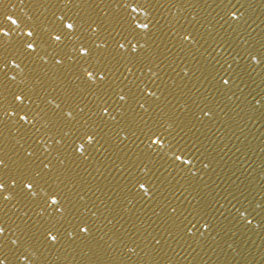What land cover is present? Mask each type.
<instances>
[{
	"label": "water",
	"instance_id": "95a60500",
	"mask_svg": "<svg viewBox=\"0 0 264 264\" xmlns=\"http://www.w3.org/2000/svg\"><path fill=\"white\" fill-rule=\"evenodd\" d=\"M88 3L99 4L100 8L97 12H100L102 17L101 9L111 12V16L103 18L112 35L108 37L107 33L101 30L93 34L91 29H88L86 32L74 34L70 40H65L62 36L64 43L60 45V48L67 55L62 65L53 66L48 53L53 51L55 45L49 41L48 36L50 32L57 34L60 24L59 17L65 14L75 16L77 13L84 16L86 11H91V9L87 8L83 0H73V3L67 7H65V0H2L0 2V15L4 13L13 15V18H18L22 28L35 22L32 38H27L19 29L12 26L15 31L9 37L0 39V79H3L4 72H7L9 77L16 76L15 81H5L11 91L32 87L35 84V78L43 76L45 71L49 77H53L71 68L78 75H83L76 67L75 60L71 58L75 57L73 47H79L83 42H86L89 47H94V42L101 44V48L96 49L95 55L89 58L92 65L96 68H102L104 64L111 66V63H115L112 61V55H115L116 42H124L123 37L126 36L133 44L139 41L137 50L140 51L142 44L143 51L147 54L164 50L165 46L170 49V53L166 52L169 60L159 68L152 66L150 71L148 67H144L143 74L137 72L141 80L145 83L155 80L162 89H166L165 94L171 90L178 91L177 85L183 86L187 83L192 89L190 95L197 104L200 107L207 105L211 109L203 121L192 120L195 125L192 132H187V129L184 132H180L179 129L175 131L169 129L172 135L176 136V140L172 141L173 147L166 146L159 154L147 148L145 137H141L144 143H140L139 140L135 144L128 142L129 146L124 148V152H127L132 159H135L137 154L143 155L145 152L150 154L151 162L146 158L145 163L148 164L151 172L143 165L132 171L138 176H145V173L152 176V173H155V176H152L156 186L155 199L147 197L140 199L134 191L129 193L127 188L131 185L126 179L128 177L126 171L118 172L112 169L109 174V171L102 166L107 163V153H104L103 149L100 152L93 150L86 161H76V165H79L77 171L85 176H87L84 172L85 168L94 176L98 175L95 171L97 168L104 173L97 180L93 181L90 177L89 180L93 186L100 184L104 187L106 195L100 192H95L93 195L92 192H88L82 200L78 197L75 199V216L86 219L92 225V236L89 240L94 238L105 244V247L112 245L115 249L120 244V241L116 239L119 235L131 248L135 246L132 240L139 243L141 247L144 246L146 242L143 241L141 233L145 236L148 232L163 235V251L155 256V259L145 258L141 261L134 253L129 252L127 256L131 259H126L124 264H264V211L257 206L264 205V115H261V111L264 110H261L258 103L252 101L253 96L258 98V94L264 90V66L256 63L259 57L250 59L248 56L250 51L259 50L261 44L264 43V0H88ZM225 4L229 7L235 5L243 15L236 21L230 20L221 12V7ZM106 5L107 8H105ZM218 5L221 7H217ZM132 6H137L135 13H131ZM129 13L133 18V24L147 23L149 25L150 31L146 35L140 30H137L139 35L130 33L125 30L126 25L120 27L116 24V19L121 16L126 17ZM222 15L224 19H221ZM27 30L29 29H25ZM186 30L196 36L198 43L191 41L190 46H188L189 42H184L183 45L180 43L181 35ZM213 37L216 40L223 37L224 41H227L223 47H216L213 55L221 59V62H223L222 58L226 57L232 64V69L238 74L231 90L218 91L204 80L199 71L196 72V76L200 77L199 80L193 78L189 81L187 77L181 79L184 76L181 69L185 67L181 58L186 59L190 67H199L196 62L200 61L201 65L211 69V64L215 61H211L208 52L212 51L210 45L215 47ZM25 39L36 40L39 55L33 54L28 58L19 56L17 49L22 46ZM127 47L125 43V48ZM14 56L21 64L22 72L21 69L3 66L4 58L10 60ZM172 61L175 63L169 67L168 64ZM209 61L211 64L208 63ZM177 72H180V76L176 75ZM191 75L192 73L189 72L188 76ZM76 83L81 84V81L77 80ZM82 87L85 89L84 94L88 102L99 103L96 96L91 94L93 91L98 92V89H90L84 84ZM185 91L187 92V89ZM159 94L158 92L157 95ZM55 95L56 93H52V96ZM8 98L11 99L10 94ZM168 98L172 99L171 96ZM164 102L163 96L160 101L152 97L149 98L145 107H149L150 104L153 107L156 104L163 106ZM36 103L40 104V101L37 100ZM188 103L192 112L200 116L199 108L191 101ZM89 106L91 107L92 103ZM180 111L187 110L181 108ZM116 115L119 118V112ZM3 118V113L0 112V119ZM189 118H191L190 115ZM44 122L41 120L37 126L40 127ZM149 125H152V121H149ZM105 131L108 130L105 129ZM186 132L187 135H185ZM44 139L47 140L46 146L51 148L55 145V140H59L60 137L55 136V139L45 137ZM66 139L71 142V134ZM168 139L171 140V137L169 136ZM20 143L28 147L24 140ZM76 143L79 145L80 141L77 140ZM43 147L41 146L40 150H43ZM197 149H199L198 152ZM181 150L185 152L183 157L185 159L189 158L188 153L194 154L190 164L183 168L178 167L180 161H176V155H180ZM196 156L200 159L197 160ZM201 161L207 163L208 167L204 168ZM189 167L192 168L191 173L188 172ZM47 191L50 189L45 185V191H40L35 200L42 202L47 199ZM76 191L78 189H73V195ZM117 193H119V198H117ZM109 196L112 197L111 200L108 199ZM193 196L196 199H193ZM165 198L182 211L196 206L204 213V219L208 220L210 227L206 230L202 229L195 237L181 238L183 234L179 233V229L175 228L171 221L165 224L161 219L163 214L160 204L165 202ZM101 199L108 205L116 207L119 215L115 219L105 210V205L100 202ZM93 201L99 207V211L93 206ZM113 201L116 202L115 205ZM188 201H191V205ZM14 204L15 202L8 204L6 209L0 211V223L7 222L8 226L13 229L21 222L19 219L21 213L17 211L18 206L14 207ZM241 205L247 207L248 211L245 212ZM0 208L4 206L0 205ZM237 208H240L239 213L236 211ZM101 213L109 216L112 224H107ZM29 215L31 216L29 224L34 232H42L44 228L55 224L63 234L60 245L50 249L41 247L35 253L32 264H89V261L81 256L75 259L72 256L64 258L67 255V243L70 241L69 233L72 232L73 225L77 222L74 217L65 218L64 214L55 213L51 208L44 211L37 204H33ZM68 220H72V225L68 223ZM249 220L251 223H248ZM165 228H170L173 235L169 236L164 231ZM129 236L131 240L128 239ZM101 237L103 240L100 239ZM84 250L87 251V248ZM137 251L140 249L138 248ZM140 255L143 256V252ZM23 264H30V262L24 260Z\"/></svg>",
	"mask_w": 264,
	"mask_h": 264
},
{
	"label": "snow or ice",
	"instance_id": "6c2138e0",
	"mask_svg": "<svg viewBox=\"0 0 264 264\" xmlns=\"http://www.w3.org/2000/svg\"><path fill=\"white\" fill-rule=\"evenodd\" d=\"M72 3L73 0H65V7ZM83 3L91 11H86L84 16L77 13L75 16L65 14L59 17L60 24L57 34L49 33L48 39L55 45L53 51L48 53L53 66L62 65L67 55L60 48V45L64 43L62 36L65 40H70L74 34L82 31L86 32L88 29H91L93 34L97 33V30H101L107 33L108 37L112 35L108 31L103 18L111 16V12L101 9L103 12L102 17L100 12H97V9L100 8L99 4H89L88 0H83ZM107 7L106 5L105 8ZM217 7L221 6L218 5ZM136 11L137 6H132L131 13ZM221 12L232 21L238 20L243 15L235 5L229 7L225 4L221 7ZM131 13L126 17L121 16L116 19V24L120 27L126 25L125 30L130 33L139 35L140 33L137 30H140L146 35L150 31L149 25L147 23L133 24ZM221 19H224L223 15ZM12 26L19 29L27 38L33 37L35 22L22 28L18 18H13V15L4 13L0 15V39L9 37L15 31ZM25 29L29 30L25 31ZM123 39L124 42H116L115 55H112V61L115 63L110 62L111 66L104 64L102 68H96L89 60L90 57L95 55V50L101 48V44L94 42V47H89L86 42H83L79 47H73L72 51L75 53V57L71 58L75 60L76 67L83 75H78L71 68L67 72H61L58 76L53 77H49L45 71L43 76L35 78V84L32 87L11 91L5 81H15L16 76L9 77L7 72L3 73V79H0V112L3 113L4 117L0 119V205H3L4 208H0V211L6 209L8 204L15 202L14 207L18 206L17 211L21 213L19 217L21 222L16 224L15 229L9 227L7 222L0 223V264H23L24 260H28L32 264L35 253L41 247L50 249L62 243L61 237L63 234L55 224L44 228L39 233L32 230V226L29 224L31 219L29 210L33 204H37L44 211L51 208L53 212L64 214L65 218L74 217L77 221L73 225L72 232L69 233L70 241L67 243L65 259L68 256H72L73 259L81 256L86 258L89 264H124L126 259H131L127 256L129 252L134 253L138 259L143 261L145 258L155 259V256L163 251V235L161 233L148 232L146 236L141 233L143 241L146 242L143 247L132 240L135 246L130 248L128 243L119 235L116 239L120 241V244L115 249L112 248V245L105 247V244L94 238L89 240V237L92 236V225L86 219L75 216L74 211L77 197L82 200L88 192H92L93 195H95V192H100L102 195L107 194L104 187L100 184L93 186L89 180V177L93 181L97 180L104 173L97 168L95 171L98 175L94 176L92 172L85 168L84 172L87 173V176H85L77 171L79 167V165H76L77 160L86 161L93 150L100 152L103 149L104 153H107V163L102 166L106 171H109V174H111L112 169L118 172L121 170L126 171L128 173L126 179H128V184L131 185L127 188L129 193L134 191L140 199L146 197L155 199L156 186L152 179L155 173H152V176H148L147 173H145V176H138L132 171L134 168H140L141 165L148 169L145 159L147 158L151 162L150 154L146 152L143 155L137 154L136 158L132 159L127 152H124V148L129 146L128 142L135 144L139 140L140 143H144L141 137H145L147 148L153 149L159 154L166 146L173 147L172 141L176 140V136L172 135V131L179 129L180 132H184L187 129V132H192L195 127L192 120L203 121L211 111L207 105L200 107L197 104L193 96L190 95L192 89L188 87L187 83L183 86L177 85L178 91L171 90L165 94L166 89H162L161 85L157 84L155 80H152L151 83H145L137 75V72L143 74L144 67H148L151 71L152 66L159 68L165 61H168L169 55L166 52L170 53V49L167 46L164 50L147 54L143 51L144 46L142 44L140 45V51L137 50L139 41L133 44L126 36ZM213 40L215 47L210 45L212 51L208 52L211 61H215L214 64H211V61L208 62L211 64V69L201 65L200 61L196 62L199 67H190L189 62L181 58L185 64V67L181 69V72L184 73L181 79L187 77L189 81L193 78L199 80L200 77L196 76V72L199 71L204 80L218 91L222 89L231 90L235 85L238 74L232 69V64L226 57L222 58L223 62H221V59L213 55L216 47H223L227 41H224L223 37H220L219 40L213 37ZM191 41H196V36L186 30L181 35L180 43L183 45L184 42H189L188 46H190ZM196 42L198 43V41ZM125 43L128 45L127 48H125ZM56 49L60 50L57 51ZM121 49L124 51L121 52ZM205 51L208 50L205 49ZM17 52L19 56L25 58L32 57L33 54L39 55L36 40L25 39ZM201 55L203 56V53ZM248 56L250 59L259 57L256 63L264 66V43L261 44L259 50L250 51ZM195 59V56H193V60ZM172 63H175V61L169 63L168 66L171 67ZM3 66L21 69V64L17 62L15 56L10 60L4 58ZM22 71L23 69H21ZM173 71H175V68H173ZM189 72L192 73L191 76H188ZM205 72H207V75H205ZM153 75H156V73H153ZM176 75L180 76V72H177ZM129 77H132V79H129ZM77 80H80L81 84L76 83ZM82 84L88 85L90 89L99 90L98 92H91L92 95L96 96L99 103L87 101ZM193 87H195L194 84ZM185 89H187V92ZM158 92L159 95H157ZM52 93H56V95L52 96ZM9 94L11 99L8 98ZM161 96L164 97L165 101L163 106L156 104L153 107L150 104L149 107H145L149 98L154 97L156 101H160ZM169 96L172 99H169ZM37 100L40 101V104L36 103ZM189 101L199 108L200 116H196L192 112ZM252 101L258 103L261 110H264V90L258 94V98L253 96ZM252 101H249V103H252ZM90 103H92L91 107L89 106ZM253 107H255V104H253ZM181 108L187 111H180ZM117 112H119V118L116 115ZM189 115L191 118H189ZM261 115H264V111H261ZM41 120L45 122L38 127L37 125L40 124ZM149 121H152L151 126ZM165 123L167 124L166 127ZM65 129H68V131H65ZM105 129L108 131H105ZM169 129L172 131H169ZM187 132L185 135H187ZM70 134L71 142L66 139ZM18 136L19 138H17ZM55 136H59L60 139L55 140V145L51 148L47 147V140L44 138L51 137L55 139ZM169 136L171 140L168 139ZM21 140H24L28 147L21 144ZM77 140L80 141L79 145L76 143ZM41 146H44L43 150H40ZM198 151L199 149H197ZM122 152L123 155H121ZM193 155L188 153L189 158L185 159L183 158L185 152L181 150L180 155H176V161H180L178 167L188 166ZM195 158L200 159L199 156ZM65 161H69V163L66 164ZM201 163L204 168L208 167L207 163H203V161ZM73 165H76V167H73ZM148 171L151 172V169H148ZM188 172H192L191 167L188 168ZM192 174L194 175V173ZM45 185L50 189L46 192L47 199L42 202L36 201L35 198L38 193L45 191ZM93 188H95V191H93ZM73 189H78L74 195ZM117 198H119V193H117ZM97 199H100V197H97ZM108 199L111 200L112 197L109 196ZM193 199H196V197L193 196ZM185 200H187V197H185ZM100 202L105 205V210L113 219L119 215L116 207L108 205L103 199ZM92 203L99 211L95 201ZM115 203L113 201V205ZM188 203L191 205V201H188ZM241 206L245 212L248 211L247 207ZM257 206L264 211V205ZM160 210L163 214L161 219L165 224L171 221V224L179 229V233L183 234L181 238L195 237L202 229L206 230L210 227L208 220L204 219V213L196 206H192L190 210L185 209L182 211L165 198V202L160 204ZM125 211L128 210L125 209ZM236 211L239 213L240 208H237ZM5 215H7V211H5ZM101 215L104 221H107V224H112V219H109V216H104L103 213ZM157 215L160 216L159 213ZM24 217H28V219H24ZM68 223L72 225V220H68ZM248 223H251V221L249 220ZM193 229L195 231H192ZM164 231L169 236L173 235L170 228H165ZM100 239L103 240V237ZM128 239L131 240V236ZM78 241L79 243H77ZM84 248H87V251ZM138 248L140 251H137ZM141 252H143V256L140 255Z\"/></svg>",
	"mask_w": 264,
	"mask_h": 264
}]
</instances>
